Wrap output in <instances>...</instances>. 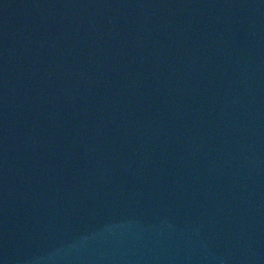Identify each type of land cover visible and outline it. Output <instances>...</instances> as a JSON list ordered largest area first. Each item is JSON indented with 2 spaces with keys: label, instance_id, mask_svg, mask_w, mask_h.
<instances>
[{
  "label": "water",
  "instance_id": "95a60500",
  "mask_svg": "<svg viewBox=\"0 0 264 264\" xmlns=\"http://www.w3.org/2000/svg\"><path fill=\"white\" fill-rule=\"evenodd\" d=\"M0 264H264V0H0Z\"/></svg>",
  "mask_w": 264,
  "mask_h": 264
}]
</instances>
